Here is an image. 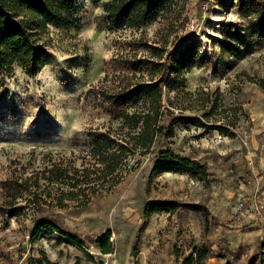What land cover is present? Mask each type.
<instances>
[{
  "label": "rangeland",
  "instance_id": "1",
  "mask_svg": "<svg viewBox=\"0 0 264 264\" xmlns=\"http://www.w3.org/2000/svg\"><path fill=\"white\" fill-rule=\"evenodd\" d=\"M108 1L77 0L78 28L49 25L37 36L48 65L36 76L18 65L0 71V264H36L41 252L56 264H181L200 246L209 249L206 264H261L264 212H248L264 206V40L249 55L223 53L219 43L221 23L251 36L255 15L242 16L238 0H176L139 30L117 29L104 10ZM145 44L164 49L162 60ZM120 56L140 61V72H115ZM188 56L171 90L165 81L176 78V64ZM153 63L167 71L152 73ZM120 75L130 76L132 85L165 79L164 132L151 152L61 203L56 186L44 180L35 186V204L24 190L11 203L9 189L17 181L53 163L70 175L93 170L91 135L119 127L94 95L120 87ZM138 105L132 111H143ZM168 151L204 165L206 176L154 173ZM152 201L169 208L146 213ZM36 223L51 229L33 242ZM107 232L113 252L104 255L96 241Z\"/></svg>",
  "mask_w": 264,
  "mask_h": 264
},
{
  "label": "trees",
  "instance_id": "2",
  "mask_svg": "<svg viewBox=\"0 0 264 264\" xmlns=\"http://www.w3.org/2000/svg\"><path fill=\"white\" fill-rule=\"evenodd\" d=\"M102 1L96 0V3ZM76 4L77 0H0V71L9 73L13 71L15 65H18L28 76H36L48 65V53L45 48L38 45L37 36L44 33L49 25L63 29L78 28ZM174 5L176 0H110L104 4V10L108 15L110 27L139 30L146 24L157 21ZM238 5L242 16L255 15L252 34L244 35L237 24L223 22L219 43L223 53L249 55L254 53L264 40V2L238 0ZM144 47L146 48L147 45L145 44ZM147 48L152 50L153 56L159 61L164 57V49ZM189 60L191 56L182 61L183 63L176 64L172 73L176 78L165 81L166 87L171 90L175 88L174 85L182 76ZM152 65V73L157 70L167 71L162 63ZM140 66V61L128 56H120L115 60V72L137 73L140 72ZM118 80L120 87L102 89L96 93V96L94 95L97 106L103 108L104 113L112 122L118 123L119 127L91 135L94 143L89 151V159L93 162V170L85 168L82 175L79 171L70 175L71 173L63 165L53 163L50 167H45L42 173H36L35 177L25 179L21 183L17 181L16 185L9 189L8 200L11 203H15L20 197L23 198L26 191L31 194L27 202L35 204L40 197L36 194L39 188L36 189L35 186H39L41 180L49 186H56L61 203L62 196H74L75 192H83L90 188V185L95 186L101 180L108 182L109 178H114L122 170L125 162L128 164L136 155L143 157L151 152L157 138L164 132V128L160 126L162 116L160 110L161 86L165 79L143 85H132L128 75H120ZM153 81L155 78L152 75L150 82ZM260 86L264 90V83H260ZM99 97L102 98L103 103L100 102ZM140 103L143 111H132L138 108ZM163 158L164 161L154 167V173L181 172L206 176L205 166L190 159L174 156L169 151L163 155ZM91 171L92 173H88ZM14 206L10 205V207ZM167 208L169 207H165L162 202L152 201L147 203L145 212L159 214ZM50 229L51 227L46 223H36L32 232L33 242L40 240L42 230L50 234L48 233ZM110 240L111 232H107L96 241L104 255L113 252ZM85 255L90 257L89 253ZM41 256L42 259L35 261L36 264H56L51 262L44 252H41ZM176 256L179 259V255ZM208 257V247H195L192 254L181 264H206ZM75 264L82 262L77 259ZM261 264H264V253Z\"/></svg>",
  "mask_w": 264,
  "mask_h": 264
},
{
  "label": "built area",
  "instance_id": "3",
  "mask_svg": "<svg viewBox=\"0 0 264 264\" xmlns=\"http://www.w3.org/2000/svg\"><path fill=\"white\" fill-rule=\"evenodd\" d=\"M191 29H195L196 27V22L195 21H192L191 23ZM262 212H264V206L259 204V205H253L250 209H249V212L248 214L250 213H253V214H261Z\"/></svg>",
  "mask_w": 264,
  "mask_h": 264
}]
</instances>
